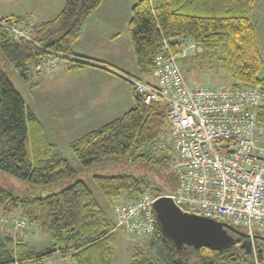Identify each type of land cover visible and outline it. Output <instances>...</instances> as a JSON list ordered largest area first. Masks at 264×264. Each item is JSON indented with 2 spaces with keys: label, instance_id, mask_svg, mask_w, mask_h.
I'll return each instance as SVG.
<instances>
[{
  "label": "trees",
  "instance_id": "1",
  "mask_svg": "<svg viewBox=\"0 0 264 264\" xmlns=\"http://www.w3.org/2000/svg\"><path fill=\"white\" fill-rule=\"evenodd\" d=\"M103 1L62 0L61 9L52 18L36 25L35 44L2 35L0 53L20 80L28 83L35 65L52 54L75 57L73 45ZM255 4L256 0H137L128 24L135 64L151 69L165 46L178 54L180 42L188 39L210 56L219 54L222 67L233 79L229 87L258 88L264 96V75L260 76L263 59L252 21ZM0 20L9 24L24 22L20 17ZM66 64L70 70H76L85 62ZM133 93L131 109L90 130L69 147L84 169L126 165L127 170L92 177L97 193L109 203L121 194L136 199L147 188L155 196L176 190V178L167 159L144 151L146 145L163 134L167 107L160 103L146 104ZM257 120L264 126V106L259 109ZM0 171L36 187L74 177L66 158L56 154V145L48 139L41 122L1 70ZM14 212H20L35 227L32 232L51 234L53 249L37 251L21 241L10 249L11 239H0V264H43L53 254L66 252L70 253L71 264H113L115 229L105 219L99 199L84 182L77 180L53 194L32 197L16 196L0 185V216ZM227 233L233 238V245L227 249L185 246L177 250L155 222L154 232L146 243L147 256L138 252L131 264H254L252 255L246 251L249 245L245 236L229 230ZM255 245L260 264H264V237H258L257 233Z\"/></svg>",
  "mask_w": 264,
  "mask_h": 264
},
{
  "label": "built area",
  "instance_id": "2",
  "mask_svg": "<svg viewBox=\"0 0 264 264\" xmlns=\"http://www.w3.org/2000/svg\"><path fill=\"white\" fill-rule=\"evenodd\" d=\"M0 29V38L5 35L35 44L33 23L21 26L0 21ZM180 44L178 54L165 46L155 58L151 75L156 84L118 73L146 104L160 103L167 107L163 134L146 145L144 151L167 159L177 185L170 194L155 196L147 188L136 199L119 197L113 205V228L150 237L156 222L153 203L159 197H169L183 213L240 229L250 247L253 263L260 264L255 232L264 231V145L257 115L264 106V96L258 88L247 86H189L178 58L195 45L185 40ZM68 61L82 62L57 53L34 69L54 72ZM14 225L35 231L24 219L14 220Z\"/></svg>",
  "mask_w": 264,
  "mask_h": 264
},
{
  "label": "crops",
  "instance_id": "3",
  "mask_svg": "<svg viewBox=\"0 0 264 264\" xmlns=\"http://www.w3.org/2000/svg\"><path fill=\"white\" fill-rule=\"evenodd\" d=\"M110 1L113 3L112 9L108 6ZM136 1L104 0L88 18L72 48V55L80 58L85 65L70 70L66 64L54 72L45 71L49 73L45 74L48 76L45 81L46 95L49 94L51 99L41 114L46 122H42V118L32 108H28L41 122L60 157L63 156L57 151L59 137L70 147L72 142L90 130L81 135L82 131L96 124L98 128L134 106L132 88L118 73L147 84H156L151 69L140 68L135 64L130 45L128 24L131 8ZM0 5V19L20 17L40 23L49 20L61 9L62 0H0ZM48 124L57 126V133H60H56L57 138L48 133ZM30 235L21 237L20 241L29 249H35ZM60 255L66 257L65 264H71L68 252L55 253L50 257Z\"/></svg>",
  "mask_w": 264,
  "mask_h": 264
},
{
  "label": "rangeland",
  "instance_id": "4",
  "mask_svg": "<svg viewBox=\"0 0 264 264\" xmlns=\"http://www.w3.org/2000/svg\"><path fill=\"white\" fill-rule=\"evenodd\" d=\"M108 6L111 7L112 9L113 3L110 1ZM0 21H4V20H0ZM252 21L256 25L258 48L260 50L263 59V66L260 71V76H262L264 75V0H256V4L252 12ZM25 23H33L34 28L38 24L31 19H24V22L21 23L20 25L23 26ZM1 32L2 31L0 29V33ZM119 40H121V38ZM194 45L195 46L188 52V54H185L183 57L178 58L179 68L185 78V82L189 86H193V87L195 86L229 87L231 84H233L232 77L222 67V64L219 60V54L215 56L212 55L210 56L206 54L198 45H196L195 43ZM64 65H66V63H64L62 66ZM0 70L14 85L16 90L21 94L27 106L29 108H32V110H34V112L38 116H40V118H42L41 117L42 111L49 106L48 101L51 102V99L48 96L49 94L46 95L47 85L45 84V81H47L48 76H46L45 74L48 72L45 73V70H43L39 72L40 74H37L38 72H35L34 69H32L30 73L29 82L24 83L23 81L20 80L13 67H11L6 62V60L4 59L1 53H0ZM121 79L124 80L123 78ZM133 91L134 90L132 89V93ZM133 98H134V93H133ZM40 120H42V122H46V120L43 121V118ZM97 126L99 125L96 124L94 126L89 127L90 129H86V131H82L81 135L84 134L83 132H87V130L94 129ZM260 126L262 127V131H263L262 144L264 145V126L263 125ZM56 127L57 126L54 124H50V125L48 124L47 126L48 133L50 135H53L55 138L58 137L57 134H60L57 133ZM72 138H74V136ZM58 140L59 142H57V146H58L57 151L61 154V156L66 158L68 164L74 170V177L72 179L64 180L55 184H50L42 187H36L27 181L19 180L0 171V185L16 196L32 197V196H47L53 194L55 192H58L66 188L75 181L80 180L84 182L86 186L99 199L105 219L108 222H110L114 227L113 223L115 220V215L113 213L114 212L113 205L115 204L116 201H113V203L103 201V199H101L100 195L97 193V190L92 181V177L94 175L117 173L118 171L122 170V168L123 170H127L126 165L123 164L105 165V166L92 167L90 169H84L79 164L77 159L71 154L68 145L64 144V142L66 141L60 139V137L58 138ZM56 154L58 155L57 152ZM152 178L153 177H151V179ZM155 181H157V179H155ZM125 197L130 198L129 195L127 194L120 195V198H125ZM16 219L26 220V218H24L20 214V212L19 213L14 212L7 216H3V215L0 216V239L4 240L5 238H10L12 241L10 245H8L10 249H13L14 244L20 241L21 237L30 234H31L30 236L33 239L32 243L34 244V247L37 251L53 249L54 239L51 234L41 231L29 232L26 229H18L14 225V220ZM27 223L29 222L27 221ZM256 233L258 237H264V231L256 230L255 234ZM113 237H114L113 239L114 242H112L113 264H131L134 255L138 252L139 253L141 252L142 256H147L146 243L150 237H140L125 232L120 228H116L115 231L113 230ZM64 259H66V257L62 255L55 258L50 257L45 259L43 264H65L66 262H64Z\"/></svg>",
  "mask_w": 264,
  "mask_h": 264
},
{
  "label": "water",
  "instance_id": "5",
  "mask_svg": "<svg viewBox=\"0 0 264 264\" xmlns=\"http://www.w3.org/2000/svg\"><path fill=\"white\" fill-rule=\"evenodd\" d=\"M153 208L161 233L177 250L191 246L221 251L233 245V238L227 230L245 236L226 223L181 212L169 197L157 198ZM246 248L250 253V248Z\"/></svg>",
  "mask_w": 264,
  "mask_h": 264
},
{
  "label": "snow or ice",
  "instance_id": "6",
  "mask_svg": "<svg viewBox=\"0 0 264 264\" xmlns=\"http://www.w3.org/2000/svg\"><path fill=\"white\" fill-rule=\"evenodd\" d=\"M184 123H187V121L185 120Z\"/></svg>",
  "mask_w": 264,
  "mask_h": 264
},
{
  "label": "bare ground",
  "instance_id": "7",
  "mask_svg": "<svg viewBox=\"0 0 264 264\" xmlns=\"http://www.w3.org/2000/svg\"><path fill=\"white\" fill-rule=\"evenodd\" d=\"M164 194V193H163Z\"/></svg>",
  "mask_w": 264,
  "mask_h": 264
}]
</instances>
